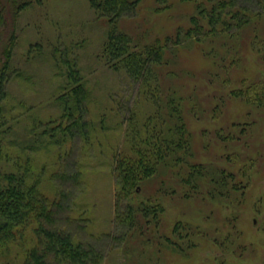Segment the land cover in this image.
Returning a JSON list of instances; mask_svg holds the SVG:
<instances>
[{"label":"rangeland","instance_id":"obj_1","mask_svg":"<svg viewBox=\"0 0 264 264\" xmlns=\"http://www.w3.org/2000/svg\"><path fill=\"white\" fill-rule=\"evenodd\" d=\"M238 3L253 11L264 8L255 0ZM169 4L168 11L158 14L156 0H144L120 27L142 44L174 34L177 27L188 28L195 5L181 0ZM15 10L7 7L2 30L5 45L12 35L17 38L12 66L21 72L8 86L6 107L17 118L10 139L21 140L22 160H31L43 193L63 202L59 226L101 251L102 264H264V108L231 93L251 85L264 88V50L258 52L264 19L232 40L187 44L178 57L176 52L166 55L167 65L160 69L164 95L176 91L183 98L195 153L191 163L203 171L190 178L185 168L186 185L175 171L162 169L151 184L142 185L134 203L153 200L164 208L160 224L151 223L142 235L114 222L111 156L124 131L112 128L120 120L126 126L130 110L146 117L153 108L138 99V85L99 60L109 37L108 21L88 0H41L18 15ZM73 66L89 92L88 138L78 134L60 148L40 144L29 150L35 120L59 119L63 105L55 99L65 86L62 73ZM39 140L46 144L40 135ZM10 152L15 155L16 146ZM0 167L15 169L5 161ZM179 222L186 228L177 235ZM28 234L33 238L32 231ZM26 245L0 249V264H21Z\"/></svg>","mask_w":264,"mask_h":264},{"label":"trees","instance_id":"obj_2","mask_svg":"<svg viewBox=\"0 0 264 264\" xmlns=\"http://www.w3.org/2000/svg\"><path fill=\"white\" fill-rule=\"evenodd\" d=\"M35 1L41 2L0 0V162H12L15 168L0 167V249L5 250L11 245L22 247L27 243L21 264H102L104 254L101 251L76 241L70 231L59 226L63 223L59 216L66 209L63 202L52 201L43 193L31 160H22L21 140L18 137L10 139L14 135L13 123L17 118H11L6 107L8 86L13 79L21 77V72L12 66L17 38L12 35L5 45L2 30L9 5L16 9L18 15ZM88 1L92 10L110 25L109 37L99 53V60L109 70L124 74L138 85V99L153 108L146 117H141L138 109L130 110L126 126L125 121L120 120L112 128L116 130L122 127L124 131L123 143H115L111 156L115 180L114 222L118 226L128 227L130 232L139 230L140 234L145 235L144 230H148L151 223L160 224L164 208L153 200L134 203V195L142 185L146 182L151 184L160 176L162 169L175 171L186 185L190 183V178H195L203 171L201 166L191 163L195 153L192 135L183 114V98L176 91L164 95L160 69L167 65L166 55L176 52L178 57L180 49L187 44L200 46L223 37L227 40L236 38L246 28L264 19V0H255L257 6H263V10L258 11L240 6L239 0H181L195 5V13L189 19L190 26L177 27L174 34L145 44L120 27L124 18L138 12L144 0ZM170 1L156 0L155 13L168 11ZM261 42L263 47L258 52L264 50V41ZM62 75L66 80L65 86L55 102L63 105V111L59 119L48 122L35 120L28 148L31 151L37 150L36 145L40 144L42 147L53 145L60 148L78 134L84 138L89 136V92L84 77L76 66ZM254 91L260 92L252 95ZM231 93L237 99L264 108L262 87L251 85L245 90ZM101 128L106 129L103 118ZM39 129H43L40 134L37 133ZM39 135L46 139V144L40 142ZM11 146H16L18 150L15 155L10 152ZM185 168H189L190 178L188 175L182 176ZM196 187L194 184L193 189ZM185 228L179 222L174 233L180 235ZM30 231L33 232V238L28 234Z\"/></svg>","mask_w":264,"mask_h":264}]
</instances>
